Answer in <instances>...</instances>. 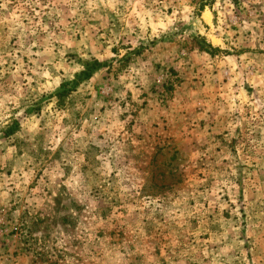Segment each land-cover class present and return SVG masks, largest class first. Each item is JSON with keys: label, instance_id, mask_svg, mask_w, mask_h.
<instances>
[{"label": "rangeland", "instance_id": "rangeland-1", "mask_svg": "<svg viewBox=\"0 0 264 264\" xmlns=\"http://www.w3.org/2000/svg\"><path fill=\"white\" fill-rule=\"evenodd\" d=\"M0 264H264V0H0Z\"/></svg>", "mask_w": 264, "mask_h": 264}, {"label": "trees", "instance_id": "trees-1", "mask_svg": "<svg viewBox=\"0 0 264 264\" xmlns=\"http://www.w3.org/2000/svg\"><path fill=\"white\" fill-rule=\"evenodd\" d=\"M100 63L99 62H97L96 60H94L92 63H91V65L89 66V68H91L92 67V69L93 68H97L98 66L97 65H99ZM90 73V72H89ZM89 73L87 74V76H89ZM85 76H86V74H85ZM64 93V91H61V92H59V95H62Z\"/></svg>", "mask_w": 264, "mask_h": 264}, {"label": "bare ground", "instance_id": "bare-ground-1", "mask_svg": "<svg viewBox=\"0 0 264 264\" xmlns=\"http://www.w3.org/2000/svg\"><path fill=\"white\" fill-rule=\"evenodd\" d=\"M208 13H206V16H207Z\"/></svg>", "mask_w": 264, "mask_h": 264}]
</instances>
